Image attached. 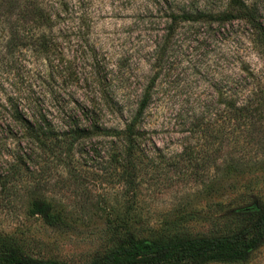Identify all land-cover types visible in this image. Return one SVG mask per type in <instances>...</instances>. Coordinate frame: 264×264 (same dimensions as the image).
I'll return each instance as SVG.
<instances>
[{"label": "trees", "instance_id": "1", "mask_svg": "<svg viewBox=\"0 0 264 264\" xmlns=\"http://www.w3.org/2000/svg\"><path fill=\"white\" fill-rule=\"evenodd\" d=\"M93 1L0 0V185L33 188L28 214L61 223L54 201L38 193L48 184L46 172L53 166L76 176L78 153L108 137L121 201L107 221L114 243L90 264L247 262L264 245V200L255 193L246 195L248 210L226 213L237 220L227 232L141 237L136 230L139 198L152 187L190 182L214 191L239 168L263 164L264 0H226L223 7L217 0H148L144 10L156 8L165 19L151 51L156 71L124 102L114 98L112 127L102 120L108 105L101 64L83 45ZM172 42L182 54L199 56L221 47L226 63L222 84L202 108L175 113L185 127L170 143L157 134L168 131L160 123L170 109L163 106L161 76ZM0 264L66 263L32 257L0 239Z\"/></svg>", "mask_w": 264, "mask_h": 264}, {"label": "rangeland", "instance_id": "2", "mask_svg": "<svg viewBox=\"0 0 264 264\" xmlns=\"http://www.w3.org/2000/svg\"><path fill=\"white\" fill-rule=\"evenodd\" d=\"M185 1L199 5L214 3V0ZM217 1L221 7L226 2ZM147 3L148 0H96L89 7L90 20L84 30L83 45L93 47L101 64L108 105L102 120L107 127L114 126V98L116 102H124L129 90L141 88L156 71L151 67V51L159 40L165 19L156 8L144 10ZM172 44L161 76L166 87L163 106L170 109L164 110L160 123L167 125L168 131L158 130L157 134L160 141L163 138L170 143H173L170 135L172 139L179 137V131L185 127L184 118H176L175 113L202 108L211 97L214 85L222 84L226 63V52L221 47L215 51L211 47L199 56L191 51L182 54L183 48L175 42ZM2 56L0 44V66L5 61ZM110 145L108 137L86 145L77 155L81 163L76 165L74 177L59 167L47 169L48 184L40 187L38 193L54 201L63 218L56 225L28 214L33 188L17 185L5 190L0 185V239L14 243L32 257L57 259L66 264L92 263L114 243L107 221L114 214V206L120 208L118 187L110 175L114 172ZM260 158L262 165L239 168V172L227 176L214 191L190 182H174L169 187H152L143 192L138 205L141 218L137 222V235L195 236L232 230L237 220L226 218V213L248 210L246 207L252 203L247 194L255 193L264 200V154ZM237 264H264V245L247 262Z\"/></svg>", "mask_w": 264, "mask_h": 264}]
</instances>
